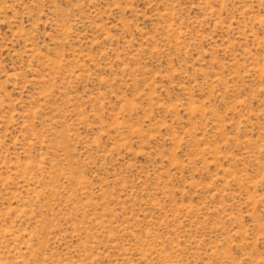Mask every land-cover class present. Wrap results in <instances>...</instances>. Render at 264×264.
I'll return each instance as SVG.
<instances>
[{"label": "rangeland", "instance_id": "obj_1", "mask_svg": "<svg viewBox=\"0 0 264 264\" xmlns=\"http://www.w3.org/2000/svg\"><path fill=\"white\" fill-rule=\"evenodd\" d=\"M0 264H264V0H0Z\"/></svg>", "mask_w": 264, "mask_h": 264}]
</instances>
